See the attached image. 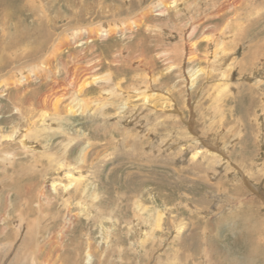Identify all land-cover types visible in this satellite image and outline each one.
Instances as JSON below:
<instances>
[{"label":"rangeland","instance_id":"rangeland-1","mask_svg":"<svg viewBox=\"0 0 264 264\" xmlns=\"http://www.w3.org/2000/svg\"><path fill=\"white\" fill-rule=\"evenodd\" d=\"M263 38L264 0H0V264H264Z\"/></svg>","mask_w":264,"mask_h":264},{"label":"bare ground","instance_id":"bare-ground-1","mask_svg":"<svg viewBox=\"0 0 264 264\" xmlns=\"http://www.w3.org/2000/svg\"><path fill=\"white\" fill-rule=\"evenodd\" d=\"M236 1V0H235ZM233 2V1H232ZM225 3V2H224ZM226 3H229V2H226ZM237 3V2H236ZM243 3V2H242ZM9 4V3H8ZM244 4V3H243ZM223 5V4H222ZM239 5H240V3H239ZM52 6V5H51ZM228 6V5H227ZM253 9V8H252ZM148 11V10H147ZM150 11V10H149ZM255 11V10H254ZM35 12V11H34ZM59 12V11H58ZM161 12V11H160ZM219 12V11H218ZM43 13V12H42ZM153 13V12H152ZM255 13H258V12H256L255 11ZM147 14L148 15H150V13L149 12H147ZM219 14V13H218ZM217 15V14H216ZM249 15V14H248ZM207 17V16H206ZM143 18V17H142ZM145 18H146V16H145ZM208 18V17H207ZM33 19V18H32ZM144 19V18H143ZM30 20V19H29ZM131 20V19H130ZM138 20V19H137ZM195 20V19H194ZM21 21V20H20ZM136 21V20H135ZM141 21V20H140ZM205 21V20H204ZM18 22V21H17ZM144 22V21H143ZM206 23H208V22H206ZM138 24V23H137ZM142 24H144V23H142ZM196 24V23H195ZM202 24V23H201ZM240 24V23H239ZM99 25V24H98ZM139 25V24H138ZM204 25V24H203ZM213 25V24H212ZM242 25V24H241ZM24 26V25H23ZM118 26V25H117ZM126 26V25H125ZM128 26H130V25H128ZM211 25H209V27H210ZM217 26H219V25H217ZM217 26H215V28L217 27ZM82 27V26H81ZM109 27V26H108ZM136 27H138V26H136ZM132 28V27H131ZM189 28V27H188ZM208 28V27H207ZM87 30L85 31V34L86 35H88L89 37L88 38H91V40H93V37H98L101 33H102V31H101V28H97V27H87L86 28ZM113 29V30H112ZM112 29H110V28H108L106 31L110 34H113L114 33V28H112ZM127 29V28H126ZM191 29H193V27L191 28ZM199 29V28H198ZM205 29V28H204ZM35 30V29H34ZM122 31H123V29H121ZM130 30H132V29H130ZM207 30V29H206ZM225 30V29H224ZM184 31V30H183ZM223 31V30H222ZM20 32V31H19ZM26 32V31H25ZM108 33H106V34H108ZM180 33V32H179ZM183 33V32H182ZM17 34V33H16ZM176 34V33H175ZM210 34V33H209ZM219 34V33H218ZM222 34V33H221ZM15 35V34H14ZM72 35V34H71ZM200 35V34H199ZM215 35V34H214ZM217 35V34H216ZM25 36V35H24ZM63 36V35H62ZM182 36H184V35H182ZM192 36V35H191ZM211 36V35H210ZM223 36V35H222ZM228 36V35H227ZM16 37H18V36H16ZM23 37V36H22ZM104 37V36H103ZM185 37V36H184ZM190 37V36H189ZM219 37V36H218ZM12 38V37H11ZM54 38V37H53ZM183 38V37H182ZM204 38H205V36H204ZM215 38V37H214ZM223 38V37H222ZM191 39V38H190ZM216 39V38H215ZM215 39L213 40V41H215ZM18 40V39H17ZM16 40V41H17ZM64 40H66L67 42H69L68 41V38L66 37ZM186 40H187V38H186ZM185 40V41H186ZM194 40V39H193ZM198 40V39H197ZM221 40V39H220ZM250 40V39H249ZM252 40H253V38H252ZM62 39L61 40H57V41H54L55 42V44H53V47H52V49H51V51H49V52H51L50 53V56L48 57V59H50V60H52L53 59V56H54V54H58V53H61V48H62ZM65 41V42H66ZM188 41V40H187ZM186 41V42H187ZM191 41V40H190ZM189 41V42H190ZM209 41V40H208ZM212 41V40H211ZM161 42V41H160ZM195 42V41H194ZM193 42V43H194ZM217 42V41H216ZM64 43V42H63ZM207 43V42H206ZM252 43L253 44H251V46H253L254 47V44H255V48H257L256 50H262L263 49V51H264V38H263V40L262 39H260L259 41L257 40V42L256 41H252ZM40 44V43H39ZM197 44V43H196ZM233 44V43H232ZM23 45V44H22ZM41 45H42V43H41ZM68 45V44H67ZM178 45V44H177ZM189 46H190V44H188ZM224 45V44H223ZM222 45V46H223ZM28 46H30V45H28ZM194 46H195V44H194ZM197 46V45H196ZM209 46V45H208ZM220 46V45H219ZM238 46V45H237ZM159 47V46H158ZM168 47V46H167ZM240 47V46H239ZM26 48V47H25ZM31 48V47H30ZM50 48V47H49ZM49 48H47V49H49ZM160 48V47H159ZM197 48V47H196ZM207 48V47H206ZM33 49V48H32ZM68 49H70V48H68ZM194 49V48H193ZM208 49H209V47H208ZM219 48H217V52H219L220 50H218ZM161 50H163V49H161ZM180 50H182V49H180ZM191 50V49H190ZM236 50V49H235ZM246 50V49H245ZM259 50V51H260ZM177 51V50H176ZM175 51V52H176ZM199 51V50H198ZM202 51V50H201ZM248 51V50H247ZM165 52H167V51H164V53ZM174 52V53H175ZM200 52V51H199ZM204 52V51H203ZM252 52V51H251ZM257 52V51H256ZM255 52V53H256ZM26 53V52H25ZM172 53H173V50H172ZM177 53H179V52H177ZM190 53V52H189ZM194 53V52H193ZM226 53V52H225ZM253 53V52H252ZM28 54V53H27ZM133 54V53H132ZM182 54H184V53H182ZM209 54V53H208ZM211 54V53H210ZM219 53H217V55H218ZM232 54H233V52H232ZM168 55H169V53H168ZM171 55V54H170ZM177 55H179V54H177ZM181 55V54H180ZM187 55H189V54H187ZM219 55H221V54H219ZM233 55H235V54H233ZM28 56V55H27ZM45 56V55H44ZM175 56V55H174ZM183 56H185V55H183ZM190 56V55H189ZM197 56V55H196ZM228 56V55H227ZM255 56V55H254ZM57 57V56H56ZM133 57H135V56H133ZM137 57H139V56H136V58ZM143 58V57H142ZM174 58V57H173ZM182 58H184V57H182ZM190 58V57H189ZM194 58V57H193ZM208 58H210V57H208ZM213 59H216V58H214V56L212 57ZM221 58H223V56L221 57ZM56 59V58H55ZM130 59H131V57H130ZM169 59H170V57H169ZM176 59V58H175ZM179 59V58H178ZM195 59V58H194ZM202 59V58H201ZM212 59V60H213ZM226 59H228V60H230V59H234L233 58V56L230 54V56L229 57H226ZM236 59H237V57H236ZM44 60V59H43ZM184 60V59H183ZM188 60H190V59H188ZM193 60V59H192ZM199 60V59H198ZM209 60V59H208ZM235 60V59H234ZM237 60H239V58L237 59ZM5 61V60H4ZM146 61V60H145ZM144 61V62H145ZM173 61V60H172ZM174 61H177V60H174ZM173 61V62H174ZM180 61H182V60H180ZM191 61V60H190ZM216 61V60H215ZM3 62V61H2ZM33 62V61H32ZM38 62V61H37ZM42 62H44V61H42ZM139 62V61H138ZM179 62V61H178ZM187 62V61H186ZM208 62V61H207ZM227 62V60L224 62V63H226ZM238 62H240L241 63V61H238ZM50 63V62H49ZM142 63V62H141ZM141 63H140V65H141ZM185 63V62H184ZM183 63V64H184ZM43 63H41V65H42ZM148 64V63H147ZM176 64V63H175ZM229 64V63H228ZM232 64V63H231ZM39 65V64H38ZM137 65V64H136ZM139 65V66H140ZM180 65V64H179ZM236 65V64H235ZM234 65V66H235ZM138 66V65H137ZM182 66V65H181ZM225 66H227V65H225ZM232 66H233V64H232ZM233 66V67H234ZM22 67V66H21ZM39 67V66H38ZM48 68H45V69H51L49 66H47ZM183 67V66H182ZM84 68V67H83ZM140 68H141V66H140ZM144 68H146V67H144ZM54 69V68H53ZM72 69V68H71ZM75 69H76V67H75ZM134 69H136V67L134 68ZM42 70V69H41ZM52 70V69H51ZM70 70V69H69ZM77 70V69H76ZM79 70V69H78ZM146 70V69H145ZM148 70V69H147ZM181 70V69H180ZM13 71V70H12ZM19 71V70H18ZM22 72V71H21ZM56 72V71H55ZM88 72V71H87ZM228 72V71H227ZM150 73V72H149ZM261 73V72H260ZM226 73L224 72V75H225ZM243 74V73H242ZM46 75V74H45ZM149 75V74H148ZM79 76V75H78ZM32 77V76H31ZM142 77V76H141ZM73 78V77H72ZM100 78V77H99ZM108 78V77H107ZM110 78V77H109ZM133 78V77H132ZM136 78V77H135ZM150 78H152V81L153 82H156L157 81V79H155L154 78V76H151ZM149 78V79H150ZM170 78V77H169ZM134 79V78H133ZM143 79H145V82H144V84H143V86H142V84H141V87H143L144 89H147L148 87H151V85H152V81H149L148 82V80H146L147 78H143ZM71 80V79H70ZM112 80V79H111ZM132 80V79H131ZM134 80H136V79H134ZM133 80V81H134ZM60 81V80H59ZM72 81H74V79L72 80ZM105 81H106V78H105ZM119 81V80H118ZM117 81V82H118ZM121 81H123V80H121ZM139 80L137 79V82H138ZM147 81V82H146ZM61 82V81H60ZM96 82H98V81H96ZM143 82V81H142ZM54 83V82H53ZM69 83H71V82H69ZM76 83V82H75ZM83 83V82H82ZM114 83V82H113ZM119 83H120V81H119ZM124 83V82H123ZM72 84V83H71ZM74 84V83H73ZM72 84V85H73ZM77 84V83H76ZM89 84V83H88ZM92 84V83H91ZM90 84V85H91ZM115 84V83H114ZM223 84V83H222ZM71 85V86H72ZM112 85V84H111ZM117 85H118V83H117ZM131 85H132V83H131ZM136 85V84H135ZM79 86V85H78ZM82 86H84V85H82ZM78 87V89L81 91L82 90V88L83 87ZM88 86V85H87ZM86 86V87H87ZM113 86V85H112ZM111 86V87H112ZM118 86H120V85H118ZM123 86V85H122ZM137 86V85H136ZM50 87H51V85H50ZM69 87V86H68ZM76 87V86H75ZM74 87V88H75ZM138 87H140V86H138ZM22 88V87H21ZM57 89V88H56ZM86 89V88H85ZM117 89V88H116ZM71 90H73V89H71ZM112 90V89H111ZM142 90V89H141ZM224 90V89H223ZM87 91V90H86ZM53 93H55V92H51V91H49L48 92V96H47V98L48 97H50L49 99H50V101H51V103L53 104V107L55 108V109H58V108H60V106L62 105L61 104V102L63 101V95L62 96H56V94H55V96H54V94ZM85 93V92H84ZM60 94V93H59ZM64 94H65V92H64ZM71 94V93H70ZM79 94H80V92H79ZM66 95H69V94H67L66 93ZM65 95V96H66ZM79 96V95H78ZM244 96V95H243ZM242 96V97H243ZM31 97V96H30ZM57 97V98H56ZM74 97V96H73ZM72 98V97H71ZM249 98H251V97H249ZM33 99V98H32ZM43 101H44V99H42ZM45 100H46V98H45ZM48 100V99H47ZM62 100V101H61ZM65 100V99H64ZM244 100V99H243ZM242 100V101H243ZM66 101V100H65ZM240 101H241V99H240ZM253 101V100H252ZM239 102V101H238ZM83 104H85V103H83ZM44 105V104H43ZM249 105H250V103H249ZM19 106V105H18ZM66 106V105H65ZM106 106V105H105ZM39 107V106H38ZM42 107V106H41ZM47 107V106H46ZM62 107V106H61ZM73 107V106H72ZM33 108V107H32ZM49 108V107H48ZM248 108V107H247ZM24 109H26V108H24ZM45 109V108H44ZM53 109V108H52ZM62 109V108H61ZM64 109V108H63ZM69 109V108H68ZM70 109H72V108H70ZM239 109V108H238ZM250 109V108H249ZM46 110V109H45ZM47 111V110H46ZM55 112V111H54ZM57 112H59V111H57ZM65 112H67V111H65ZM70 112V111H69ZM48 113V112H47ZM71 113V112H70ZM57 114V113H56ZM67 115V114H66ZM103 115V114H102ZM33 135V134H32ZM35 135V134H34ZM21 137V136H20ZM24 137V136H23ZM5 138H7V137H5ZM22 138V137H21ZM24 139V138H23ZM17 140V139H16ZM211 140V139H210ZM5 141V140H4ZM20 141H21V139H20ZM19 141V142H20ZM208 141H209V139H208ZM212 141V140H211ZM8 142V141H7ZM18 142V141H17ZM211 143H213V142H211ZM210 143V144H211ZM21 144H23V143H21ZM27 145V144H26ZM30 145V144H29ZM28 146V145H27ZM23 147V146H22ZM29 148V147H28ZM25 149V148H24ZM33 149V148H32ZM8 152H9V150H7ZM29 151V150H28ZM33 151V150H32ZM37 151V150H36ZM35 152V151H34ZM199 152V151H198ZM42 155H44V154H42ZM38 248L41 250L42 249V246H38ZM211 264H213L212 262H210ZM217 263V262H216Z\"/></svg>","mask_w":264,"mask_h":264}]
</instances>
